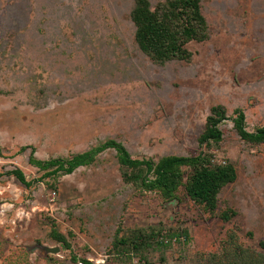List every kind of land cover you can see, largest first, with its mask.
Masks as SVG:
<instances>
[{"label":"rangeland","instance_id":"1","mask_svg":"<svg viewBox=\"0 0 264 264\" xmlns=\"http://www.w3.org/2000/svg\"><path fill=\"white\" fill-rule=\"evenodd\" d=\"M148 2L154 11L166 0ZM201 4L208 38L188 43L189 59L160 64L136 40V0H0V264H264V144L234 126L242 111L248 132L264 127V0ZM213 107L226 119L221 142L208 146L199 138ZM109 140L135 159L203 152L237 178L209 211L183 186L167 201L126 182L115 148L44 178L31 150L20 151L70 159ZM16 168L40 181L22 184L8 174ZM119 228H181L188 238L144 258L113 246Z\"/></svg>","mask_w":264,"mask_h":264},{"label":"trees","instance_id":"2","mask_svg":"<svg viewBox=\"0 0 264 264\" xmlns=\"http://www.w3.org/2000/svg\"><path fill=\"white\" fill-rule=\"evenodd\" d=\"M202 0H166L160 3L153 11L148 0H136V7L132 18L137 26L136 40L143 52L147 53L157 63H165L171 59H189L190 52L186 46L191 41H203L208 38L207 20L202 12ZM213 114L208 117L207 126L200 136L201 144L217 146L222 140L220 123L225 120V112L221 107H213ZM240 137L251 144H264V127L255 132H248L245 127V115L237 112L234 119ZM212 143V144H211ZM108 148H115L119 163L129 168L124 174V180L132 183L139 189L158 191L167 201L177 197L181 186L185 187L187 195L196 203L203 205L209 211L217 208V198L221 189L237 178L235 167L231 163L213 166L211 156L201 152L197 156H165L158 161L152 159H135L127 149L115 140H109L102 146L88 152L78 153L70 159H50L41 161L34 157L35 148L24 146L21 152L31 150L30 164L44 171V177H56L62 174H71L81 166L92 164L97 154ZM185 168L190 169L187 173ZM14 175L22 184L30 187L40 181H27L25 174L19 168L8 172ZM42 180V179H41ZM229 212L222 214V219L229 220ZM172 228L165 236L162 232L152 229L129 230V235L119 228L116 232L113 246L122 254L143 255L146 258L148 250L155 247L166 248L169 239L188 238L187 230ZM56 241L69 247L66 237L57 231L52 232ZM167 242V243H166ZM77 260L76 257H73ZM83 264H93L82 259Z\"/></svg>","mask_w":264,"mask_h":264},{"label":"water","instance_id":"3","mask_svg":"<svg viewBox=\"0 0 264 264\" xmlns=\"http://www.w3.org/2000/svg\"><path fill=\"white\" fill-rule=\"evenodd\" d=\"M43 249H45L44 251L46 253H52V254H56L58 253L59 251V247H53V248H50V247H43Z\"/></svg>","mask_w":264,"mask_h":264}]
</instances>
